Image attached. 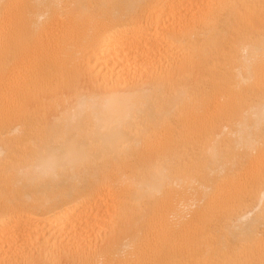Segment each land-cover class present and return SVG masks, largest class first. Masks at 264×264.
Wrapping results in <instances>:
<instances>
[{"label": "bare ground", "instance_id": "6f19581e", "mask_svg": "<svg viewBox=\"0 0 264 264\" xmlns=\"http://www.w3.org/2000/svg\"><path fill=\"white\" fill-rule=\"evenodd\" d=\"M0 264H264V0H0Z\"/></svg>", "mask_w": 264, "mask_h": 264}]
</instances>
